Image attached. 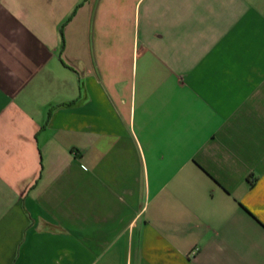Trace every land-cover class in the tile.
Masks as SVG:
<instances>
[{
    "label": "crops",
    "instance_id": "0c3cea01",
    "mask_svg": "<svg viewBox=\"0 0 264 264\" xmlns=\"http://www.w3.org/2000/svg\"><path fill=\"white\" fill-rule=\"evenodd\" d=\"M0 264H264V0H0Z\"/></svg>",
    "mask_w": 264,
    "mask_h": 264
}]
</instances>
